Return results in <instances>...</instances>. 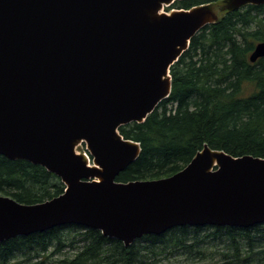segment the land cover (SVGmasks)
I'll list each match as a JSON object with an SVG mask.
<instances>
[{"label": "water", "instance_id": "water-1", "mask_svg": "<svg viewBox=\"0 0 264 264\" xmlns=\"http://www.w3.org/2000/svg\"><path fill=\"white\" fill-rule=\"evenodd\" d=\"M175 1L0 0V156L64 185L34 205L0 195V242L76 225L129 246L176 227L264 224V158L205 146L171 176L115 181L140 153L119 127L142 123L169 97L170 67L218 20L213 3L162 12ZM246 5L264 0L221 9ZM262 57L264 41L249 61Z\"/></svg>", "mask_w": 264, "mask_h": 264}, {"label": "trees", "instance_id": "trees-1", "mask_svg": "<svg viewBox=\"0 0 264 264\" xmlns=\"http://www.w3.org/2000/svg\"><path fill=\"white\" fill-rule=\"evenodd\" d=\"M220 0L175 1L166 10ZM223 10V9H222ZM264 5L223 10L190 40L170 67L171 92L142 123L119 127L140 153L116 182L161 179L205 146L231 156L264 158ZM64 185L45 168L0 156V195L24 205L59 196ZM0 264H264V224L250 228L176 227L129 246L97 230L59 226L0 242Z\"/></svg>", "mask_w": 264, "mask_h": 264}, {"label": "rangeland", "instance_id": "rangeland-1", "mask_svg": "<svg viewBox=\"0 0 264 264\" xmlns=\"http://www.w3.org/2000/svg\"><path fill=\"white\" fill-rule=\"evenodd\" d=\"M214 12L217 15V17L219 18L222 14V9H221V5L219 3L214 5ZM83 146H79L76 148V152L77 153H81L83 151L82 149Z\"/></svg>", "mask_w": 264, "mask_h": 264}, {"label": "flooded vegetation", "instance_id": "flooded-vegetation-1", "mask_svg": "<svg viewBox=\"0 0 264 264\" xmlns=\"http://www.w3.org/2000/svg\"><path fill=\"white\" fill-rule=\"evenodd\" d=\"M223 1H224V0H220V3H222ZM211 3H213V4H217V3H219V2H211ZM134 241H135V240H134ZM134 241H133V242H134ZM133 242H132V243H133Z\"/></svg>", "mask_w": 264, "mask_h": 264}]
</instances>
